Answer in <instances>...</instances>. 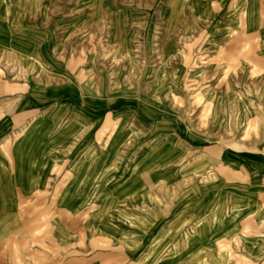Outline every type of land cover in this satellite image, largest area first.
I'll return each mask as SVG.
<instances>
[{
  "label": "crops",
  "instance_id": "obj_1",
  "mask_svg": "<svg viewBox=\"0 0 264 264\" xmlns=\"http://www.w3.org/2000/svg\"><path fill=\"white\" fill-rule=\"evenodd\" d=\"M8 1L0 264H264V144L223 142L237 125L264 123V0H159L149 26L130 9L100 6L94 16L87 0L38 10ZM47 10L77 14L36 25ZM104 14L105 31L71 34ZM189 43L244 62L232 83L204 86L200 105L173 97L184 90ZM137 73L156 86L148 98L157 113L131 100L103 104L105 81L135 96Z\"/></svg>",
  "mask_w": 264,
  "mask_h": 264
},
{
  "label": "rangeland",
  "instance_id": "obj_2",
  "mask_svg": "<svg viewBox=\"0 0 264 264\" xmlns=\"http://www.w3.org/2000/svg\"><path fill=\"white\" fill-rule=\"evenodd\" d=\"M10 3H17L19 0H10L8 1ZM33 3L35 4L36 9H40L43 7V5L46 3V0H25V3ZM76 3H79V0H55V8H64L67 9V7H70L73 9V6L76 5ZM85 3L88 5H96L90 13H92L94 16L96 14L101 15L103 13H100L96 9H99L98 7L103 6L104 8L111 9L112 6L115 7L114 10L121 11V13H129L126 11L133 10L134 13L133 18H140L143 25L149 26L153 25V21L155 19V15L157 14L159 10V0H87ZM77 9V8H75ZM11 13H7L8 18L10 17ZM22 14H28L27 12H23ZM31 14V13H30ZM60 14L64 16H69L73 14H77V12H67L64 13H57V12H51L47 10L44 13V17L46 19H43L42 22L39 20L36 21V25L39 24L42 27H45V23H48L49 21L55 20L56 18H60ZM35 15V13H34ZM105 15H103V19H100L97 23L94 24L92 29H89L87 33H85V29H73L72 35H85L91 33L92 35H96L97 33L100 34V31H105L106 27L108 26L107 22L105 21ZM102 16V15H101ZM48 19V20H47ZM103 35H106L102 32ZM0 36H3L4 38H7L11 42H14L13 37L8 33L5 32V30L0 31ZM140 38L137 40V49L136 51H142L143 47L142 44L144 42L143 34L141 33ZM139 46L141 47L139 49ZM105 47V46H104ZM213 46V48L206 49L204 45H193L191 43L185 44L182 49H180V52H184L185 60H178L179 62L182 61L185 68H189L188 73L184 76L182 82L184 83V86L182 87L184 90L180 91L179 93H174L176 95H173V97L177 99H185V101H189L190 103H193L195 105H200L203 103V97L201 90L204 86H207L209 82L215 83L218 86H224L227 84L232 83L237 78L238 68L244 67V62L239 60H232V59H224V58H213V56H208L205 52L207 51H219L221 54L224 55V48L220 47L219 49H216ZM230 47V46H229ZM245 47V46H244ZM89 51H94V46L91 45V48ZM100 51H105V49L101 48ZM230 51V49H228ZM194 55V58H192ZM138 63V62H136ZM8 72L14 73V71L18 68L17 63L14 60H9L7 63ZM11 69V70H10ZM197 69L196 71L192 72V70ZM209 71V72H208ZM193 73H200L202 74L200 77L195 78V75L193 76ZM208 73V74H207ZM146 78V79H145ZM198 80V81H197ZM238 80V79H237ZM129 82L134 83L135 91L132 93L135 96H132L131 94L128 95L122 91L119 92H112V83L110 81H105L103 85V104L107 105L110 100V105H117L118 103H121L123 101L131 100L134 103L140 105V109L142 111H145L148 114H155L159 111V109L155 106L153 102H149V96L153 93L152 89L156 86L152 82V84H149L150 81H148L147 77L140 75L137 73L135 76H132L130 78ZM199 82V83H198ZM182 83V84H183ZM200 84V86H198ZM205 84V85H204ZM160 94V93H157ZM171 95V93H168ZM91 96L94 95L90 94ZM96 98H94V101ZM100 100V98H97V101ZM181 103V102H180ZM190 105V104H189ZM107 109L105 108V111ZM109 110V109H108ZM191 109H188L190 111ZM206 109L203 110V117L207 116L210 112L209 109L207 112H205ZM202 116V112H201ZM262 120V119H261ZM262 134H264V123L262 122H249L247 124L243 125H237L235 127V131H232L231 134H229V137L227 140L223 141L225 144L230 148L239 150L242 148H247L250 146L255 145L256 143L259 145L264 144V137H261ZM258 137L257 139H255ZM260 138V140H259Z\"/></svg>",
  "mask_w": 264,
  "mask_h": 264
}]
</instances>
